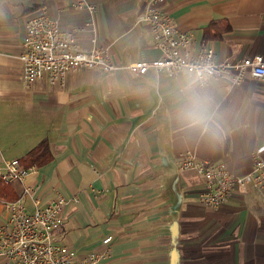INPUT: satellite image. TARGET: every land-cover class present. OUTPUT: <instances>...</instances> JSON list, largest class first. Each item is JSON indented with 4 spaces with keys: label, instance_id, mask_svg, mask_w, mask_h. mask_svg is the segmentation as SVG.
I'll use <instances>...</instances> for the list:
<instances>
[{
    "label": "crops",
    "instance_id": "crops-1",
    "mask_svg": "<svg viewBox=\"0 0 264 264\" xmlns=\"http://www.w3.org/2000/svg\"><path fill=\"white\" fill-rule=\"evenodd\" d=\"M149 1L0 0V160L25 166L41 141L49 150L44 162L29 165L36 170L22 184H8L10 198H21L27 212L35 200L44 206L57 195L72 198L54 241L85 256L102 252L110 237L96 264H264V166L258 187H235L217 208L201 203V177L178 168L183 152L223 162L235 176L264 162V151L256 153L264 144V79L207 81L220 127L201 137L180 131L173 118L168 93L182 75L77 68L56 86L46 78L27 85L22 77L24 24L41 8L61 30L74 32L81 49L90 48L82 2L96 8V38L112 64L158 59L147 26L136 23ZM156 5L192 36L194 50L211 47L219 61L264 60V0Z\"/></svg>",
    "mask_w": 264,
    "mask_h": 264
},
{
    "label": "built area",
    "instance_id": "built-area-1",
    "mask_svg": "<svg viewBox=\"0 0 264 264\" xmlns=\"http://www.w3.org/2000/svg\"><path fill=\"white\" fill-rule=\"evenodd\" d=\"M151 0L137 19V24L147 26L153 45L159 51V58L150 62L136 61L126 66L112 64L108 60L107 47L98 44L93 15V4L80 3L89 14V20L81 28L90 34L91 46L81 49L75 40L74 32H65L58 23L50 19L44 8L28 18L24 24L20 62L22 77L27 85L46 78L50 85L61 84L68 72L77 68H96L104 72L126 69L134 77L145 74L149 69L164 72L168 76L182 75L185 68H192L209 81L225 79L231 85L239 84L245 74L264 79V60L255 55L238 62L228 59L219 61L214 50L205 45L194 50L193 38L185 30L177 28L171 18L161 12L157 2ZM264 144L256 149L260 154ZM262 160H256L251 172L241 176L231 174L223 162H210L198 159L192 152H183L178 159L180 171H193L203 181L200 192L201 203L208 208L222 205L235 187L246 184L259 186L263 181ZM35 166H23L18 160H0V180L5 184L20 183L35 172ZM30 189L24 187L23 195ZM72 198L57 195L44 206L25 210L21 198L1 203L5 222L0 226V264H96L107 252L110 237L102 244V252H90L79 256L64 244L54 241V233L64 222L63 209Z\"/></svg>",
    "mask_w": 264,
    "mask_h": 264
},
{
    "label": "clouds",
    "instance_id": "clouds-1",
    "mask_svg": "<svg viewBox=\"0 0 264 264\" xmlns=\"http://www.w3.org/2000/svg\"><path fill=\"white\" fill-rule=\"evenodd\" d=\"M209 85L201 74L185 68L175 87L168 93L173 118L180 131L195 132L201 137L215 136L219 116Z\"/></svg>",
    "mask_w": 264,
    "mask_h": 264
},
{
    "label": "trees",
    "instance_id": "trees-1",
    "mask_svg": "<svg viewBox=\"0 0 264 264\" xmlns=\"http://www.w3.org/2000/svg\"><path fill=\"white\" fill-rule=\"evenodd\" d=\"M49 156V150L47 143L45 141H41L36 147H34L30 152L26 154V161L25 166H29L31 163H42L44 162L45 158H48ZM11 190L8 186V184L3 183L0 180V201H15L11 200Z\"/></svg>",
    "mask_w": 264,
    "mask_h": 264
}]
</instances>
